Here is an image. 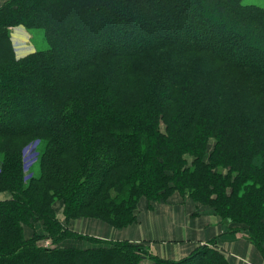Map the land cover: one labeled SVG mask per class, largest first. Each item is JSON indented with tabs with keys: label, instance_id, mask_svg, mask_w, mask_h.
I'll return each instance as SVG.
<instances>
[{
	"label": "trees",
	"instance_id": "1",
	"mask_svg": "<svg viewBox=\"0 0 264 264\" xmlns=\"http://www.w3.org/2000/svg\"><path fill=\"white\" fill-rule=\"evenodd\" d=\"M116 1L61 0L58 7L56 0H6L0 6V108L19 112L27 106L35 116H46L0 119V190L13 194L0 203V264H143L148 256L141 244L102 240L106 246L40 247L37 237L25 238L24 227L43 219L46 237L80 238L55 217L53 202L62 199L67 223L87 217L126 228L140 221L144 198L166 201L177 191L210 205L226 223H241L264 254V56L247 59L251 48L264 46V8L241 0H193L199 17L226 22L233 33L195 28L185 41L178 31L187 24L188 0H128L135 3L126 16L137 13L153 38L142 34L128 49L58 43L60 37L109 30L101 25L106 15L116 23L123 17L108 7ZM88 3L96 8L89 11ZM17 25L44 29L48 46L17 57L11 34ZM135 29L131 21L123 24L125 42ZM235 30L251 35H243L249 48L241 56L233 53L239 48ZM203 32L202 41L196 35ZM200 51L209 58L189 67L191 54ZM247 64L252 69L241 74L242 84H229L228 76L242 72L233 65ZM229 93L235 101L227 100ZM213 137L214 150L205 160ZM35 138L43 146L41 171L29 182L22 150ZM150 256L154 261L148 264H230L207 246L179 261Z\"/></svg>",
	"mask_w": 264,
	"mask_h": 264
},
{
	"label": "rangeland",
	"instance_id": "2",
	"mask_svg": "<svg viewBox=\"0 0 264 264\" xmlns=\"http://www.w3.org/2000/svg\"><path fill=\"white\" fill-rule=\"evenodd\" d=\"M158 1V0H155ZM180 1H185V0H180ZM168 0H163V3H167ZM187 2V6L188 8L186 9V15H185V19L187 21V24H185L183 27L179 28V33L180 35L179 38L185 41H191L190 37H189V31L191 29H198V32L201 29H205L206 27H213L214 29H219L221 31V33H229L232 32V28H230V24H226V22L222 21H218L217 18L211 16V15H205L203 17H199L197 15V10L194 8V3L193 0H188ZM56 3H58V7H62L63 2H61V0H56ZM135 2H129L128 0H118L114 3H109L108 7L109 9H111V11L116 12V11H120L122 13V16L120 18V21L117 23L116 18H110V16L106 15L105 19L103 20V23L101 24L103 28L109 29V30H101L98 33L94 35H91L90 33H84L79 37H60L57 41L59 44H61L63 47L64 46H75L78 43H80L81 41L84 42L87 47L89 49H104L107 47V45L115 43L117 45L118 49H128V46L130 45L129 42L131 41H135V39L137 40L139 38L140 35H146L149 36L151 38L154 37V35L152 34V30H150L148 27L142 26L143 23H141V19L137 16V13H135V15H132V18L129 19L130 17L126 16V13L128 12V10L130 8H132L134 6ZM158 3V2H157ZM241 3L243 4H248V5H256V6H260L262 8H264V0H241ZM193 4V5H190ZM86 8H88L89 11L93 10L94 5L93 3H88L87 5H85ZM52 8V7H51ZM98 8V7H97ZM54 9V8H53ZM139 8H136V11ZM56 10V9H55ZM99 11L105 10V9H100L98 8ZM135 11V12H136ZM156 11L161 14L164 13V9L163 8H159L156 9ZM79 11L76 13V15H79ZM104 15L107 14V11L103 12ZM135 16V17H134ZM217 19V20H216ZM216 20V21H215ZM132 22L135 23L136 29L134 32H132V34H129L127 36V42L124 41V36L122 34V26L123 24L127 23V22ZM218 21V22H217ZM114 22V23H113ZM109 25H113L112 28H109ZM19 26V25H17ZM16 26L11 27V32L14 31V29ZM27 28V27H26ZM249 30V29H248ZM247 31H244L243 34H241L240 31L235 30L234 31V36L235 38L238 39V44H239V48L235 49V51L233 52L234 54L241 56L244 55L243 53L246 51V49H248L249 47H247V44L244 41V36L250 38V34H248ZM203 31V30H202ZM27 32H28V37L27 39L22 38V41L26 44L27 42L33 46V51L35 50H40L43 48H46L48 46V42L46 41V37L44 35V29H39V28H32V29H28L27 28ZM207 33L210 34V31H207ZM233 33V32H232ZM202 36H201V35ZM206 32L202 33H198L196 36L197 37H201L200 40L202 39L205 40L206 39ZM166 35H169V33H167ZM244 35V36H243ZM217 36V34H216ZM218 37V36H217ZM20 39V38H18ZM251 39H254L253 36L251 37ZM224 40V39H223ZM229 40V39H228ZM20 42H22L21 40H19ZM220 41H222L220 39ZM219 41V42H220ZM194 44L195 45H199L200 41L199 40H194ZM227 42V41H224ZM82 44V43H81ZM16 45V44H15ZM259 45V44H257ZM16 47V46H15ZM86 47V48H87ZM199 47V46H198ZM174 48V47H171ZM176 48H178L176 46ZM175 48V49H176ZM191 48V47H190ZM196 48V47H195ZM192 49V48H191ZM194 50H200V48H196ZM161 51V50H160ZM183 53V52H182ZM201 55V56H200ZM214 55V53H213ZM25 56V55H24ZM191 56L194 59H191L189 63V67H192V62H196V60H201L202 62H205L207 60V58H209L208 56L204 55L203 52H198L195 54H191ZM199 56V57H198ZM215 56V55H214ZM247 56V55H246ZM264 56V46L260 45V48H258V51L252 50L250 51V54L247 56V59L251 60H256V59H260V57ZM18 57V55H17ZM23 57V56H21ZM213 57V56H212ZM214 60L218 61L219 63H224L223 60L219 61L217 56L214 57ZM232 68H237L240 69L242 72L237 71V75H235L234 77L232 76H228V78H230L229 80V84H235V86L237 87V85L242 84L244 77L241 75L242 73L245 75H248L249 70L252 69V67L247 64V65H238V66H234ZM227 75H231L229 74V72L227 73ZM227 100L229 102H233L235 101L234 98V94L233 93H229V96L227 97ZM247 101L246 99H243L242 102ZM250 108L256 110V108H253V106L250 105ZM238 109V106L235 108V111L239 114H241V112ZM264 113V111L262 110V114ZM260 115V112H258L256 110V113L254 115L253 118H258ZM4 118V117H8L11 119H15L16 117H19V119H21L20 121H31L34 119H43L46 121V116H35L31 110L26 106L23 107L19 112L15 110L14 107H9L7 109V111H3L0 108V119ZM161 127L164 129L165 128V124L162 122L161 123ZM215 138L213 137L210 140V144H209V150L207 152V155L205 156V160H208L211 152L214 150L215 147ZM43 153V146H42V142L41 140H39V138H35V139H31L30 141H28L26 143V145L24 146L23 150H22V168H23V173H24V177L27 181L30 182L31 179H33L34 176H39L40 171H41V155ZM2 153H0V173H1V169H2ZM188 158V164L191 165L192 161L194 159V157H187ZM8 193V197L7 198H0V203L3 201H7L13 198V194L11 191L9 190H0V193ZM39 195V194H38ZM183 194L181 192H174L169 198L168 201L166 200V202L164 204H162V207H160L159 209V213H163L164 209H168L169 207L172 208L173 212L175 213L176 217L178 218V223H177V228L180 229V236L178 237V239L176 240V242H174L173 245L170 246L171 250L173 251L176 247L181 246L180 243H178L179 241L184 242L183 245H187L191 242V238L195 237L197 235L198 232L200 231H210V232H218L216 235L213 236H209V239H203V242H201L200 244H198V247L193 250L196 251L197 249L203 247V246H207V247H212L215 249H218L220 252H222L224 255H226L228 257V260L231 263V261L229 258L233 255L227 253L228 249L225 247V243L223 241V239H229L230 241L235 240V239H246L248 241H250L252 243V245L254 246V248L257 250V252L260 253V255H262V257L264 258V254L262 253V251L259 249V247L253 242V240L251 239V236L249 234V231H245V230H240L242 228V224L238 223V222H231V223H226V221H224V219L222 218L223 216L220 215H216L214 212V209L211 208L210 205H205L202 202H195L192 200V198H190L189 195H186V197L182 196ZM41 196V195H39ZM3 197V195H2ZM41 198V197H39ZM42 199V198H41ZM160 201H156L153 203L148 202L145 198L143 199V201L138 205V217L142 219V217H144L145 219L147 218H151L153 215V212L156 210L154 209V204L158 203ZM147 203V204H146ZM153 204V207L150 208V205ZM53 206L55 209V217H57L59 219V222L63 223L65 225V229L66 232L68 233H78L80 234V238H62L59 240L53 239V238H48L46 237L47 235L50 234V232H48V230H46V225H44L45 221L43 219H39V220H31V223H33V225L27 224L24 227V235L25 238L28 239H35L36 237L38 238L35 241V244L37 246H49V247H57V248H88V247H97L99 245H103L106 246L107 244H105L103 241H125V240H117V239H109L112 236L117 235L118 237H122V235L120 233L118 234H112L110 233V230H99V228L95 225V223H86L84 221H102V220H98V219H94V218H87V217H79L76 219H73L71 221H69L67 223L66 221V217L63 213V209H64V203L62 199H55L53 202ZM170 209V208H169ZM150 210V211H149ZM149 211V212H148ZM159 213H158V217H159ZM38 219V218H37ZM78 220H82L80 222V224L76 227V222ZM0 221H2L4 223L5 219H2L0 217ZM49 221L53 222V219H49ZM107 223V222H105ZM57 224H59L57 222ZM111 229L115 230L117 228H114L112 225H110L109 223H107ZM138 224V223H135ZM60 225V224H59ZM120 229V228H118ZM133 231L131 232L130 235L134 236V237H139V238H143L144 241H130L133 243H137V244H141L143 249L146 250V255L148 256V258L146 260L141 261L143 264H148L154 261V258L151 257L150 255H155L157 256L159 259L162 260H168V261H179L187 256H189L193 251L185 254L182 257H178V258H170V257H165L167 255H163L160 251L161 248H166V243H162L161 245L156 243V241H160V240H164L161 239V237H157L154 234H152V232H150L149 230H151L150 227V221L149 220H143L142 222L139 223V226H134L132 227ZM222 229V230H221ZM239 229V230H237ZM221 230V231H220ZM107 236V237H104ZM212 237V238H210ZM94 240H97V242H94ZM153 240V241H150ZM205 240V241H204ZM149 241V242H148ZM223 241V242H222ZM195 244H197V241L195 242ZM4 243L1 241L0 242V249H5L4 248ZM144 253V252H143ZM236 261H239L241 264L243 263L242 260L237 259Z\"/></svg>",
	"mask_w": 264,
	"mask_h": 264
},
{
	"label": "crops",
	"instance_id": "3",
	"mask_svg": "<svg viewBox=\"0 0 264 264\" xmlns=\"http://www.w3.org/2000/svg\"><path fill=\"white\" fill-rule=\"evenodd\" d=\"M6 0H0V6L5 2ZM14 31H12V41L14 44H16V53L18 57L27 55L30 51L33 50V46H31L28 42L25 44L22 41V38L27 39L28 37V32L27 28L24 25H19L15 27ZM20 38V39H18ZM21 40L22 42H20ZM3 195V197H2ZM8 193H0V198H7ZM168 201V200H167ZM166 201H160L156 204H154V209L153 215L151 218L145 219L142 217L143 220H149L150 221V227L152 234H154L157 237H161L160 241H156L158 244L166 243V248H161L160 251L163 255H167L165 257H170V258H178L182 257L185 254L193 251L198 247V244L203 242V239L208 238L209 236L216 235L218 232H210V231H200L197 233L195 237L191 238V242L187 245H183L184 242L179 241L181 246L176 247L173 251L171 250L170 246L176 242L178 237L180 236V229L177 228V223H178V218L176 217L175 213L173 212L172 208L169 207L168 209H164L163 213H159L160 207H162V204H164ZM167 203V202H166ZM147 204V203H146ZM150 211V210H149ZM148 211V212H149ZM159 213V217H158ZM142 219L140 217V221L138 224H133L130 225L126 228H121V229H111V227L105 223L104 221H92V220H87L84 221L85 224L90 222V223H95V225L99 228V230H110L112 234H118L120 233L122 237H118L117 235L112 236L109 239H117V240H125V241H144L143 238L134 237L131 234L133 231L132 227L134 226H139V223L142 222ZM82 220H78L76 222V227L80 224ZM222 230V229H221ZM220 230V231H221ZM107 237V236H104ZM212 238V237H210ZM153 241V240H150ZM197 241V244L195 242ZM205 241V240H204ZM225 243V247L228 249L229 254L233 255L229 259L234 261H231L232 264H241L239 261H236L237 259L242 260V264H264V258L262 255H260L259 252L254 248L252 243L246 239H235L230 241L229 239H223ZM222 241V242H223ZM149 242V241H148Z\"/></svg>",
	"mask_w": 264,
	"mask_h": 264
}]
</instances>
